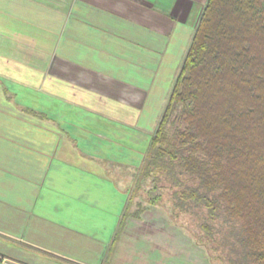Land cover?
<instances>
[{"label": "crops", "instance_id": "1", "mask_svg": "<svg viewBox=\"0 0 264 264\" xmlns=\"http://www.w3.org/2000/svg\"><path fill=\"white\" fill-rule=\"evenodd\" d=\"M206 1L0 0L1 232L41 248L37 232L113 241L124 178L156 128L137 125L153 66L125 51L139 58L180 26L192 37ZM101 123L132 126L137 149ZM12 255L0 264H30Z\"/></svg>", "mask_w": 264, "mask_h": 264}, {"label": "trees", "instance_id": "2", "mask_svg": "<svg viewBox=\"0 0 264 264\" xmlns=\"http://www.w3.org/2000/svg\"><path fill=\"white\" fill-rule=\"evenodd\" d=\"M149 176L179 188L175 207L230 224L233 264H264V0L206 1L135 187Z\"/></svg>", "mask_w": 264, "mask_h": 264}, {"label": "rangeland", "instance_id": "3", "mask_svg": "<svg viewBox=\"0 0 264 264\" xmlns=\"http://www.w3.org/2000/svg\"><path fill=\"white\" fill-rule=\"evenodd\" d=\"M189 30L185 26L178 27V32L171 39L161 42L157 40L155 50L140 51L139 58L129 54L130 51H125V64L131 58H141L153 66V71H148V75L153 81L150 90L154 92L142 108L141 119L137 124L142 129L154 130V126H157L187 53L192 38ZM127 74L124 73V76ZM143 74L141 72V77ZM91 122L98 127L99 120ZM106 124L101 123L100 126L123 128L126 146L137 149L133 143L138 140L132 138L135 130L128 129L132 126ZM150 137L147 142L139 145L141 148L142 144L145 149L140 167L134 170L132 183L129 181L130 173H126L124 178V203H128L129 208L125 210L124 228L120 229L115 242L101 248L98 243L86 237L67 241L53 232H37L39 245L46 247L41 248L28 246L21 239L0 231V251L13 255L17 253L16 256L30 264H233L230 260V244L223 245L224 239L229 238V223H222L223 219L210 220L204 209L183 210L175 207L173 193L179 188L172 186L167 180L159 181L155 187L154 176H149L141 184V188L135 187L136 175L142 166ZM128 151L127 153L133 154ZM151 201H156V204L150 205ZM138 209L141 212L139 217L133 218ZM205 222L209 224L210 232L204 228Z\"/></svg>", "mask_w": 264, "mask_h": 264}]
</instances>
